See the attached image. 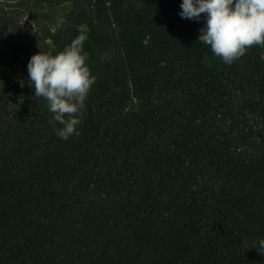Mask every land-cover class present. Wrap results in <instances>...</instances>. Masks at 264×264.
Instances as JSON below:
<instances>
[{"label": "trees", "instance_id": "trees-1", "mask_svg": "<svg viewBox=\"0 0 264 264\" xmlns=\"http://www.w3.org/2000/svg\"><path fill=\"white\" fill-rule=\"evenodd\" d=\"M181 3L28 0L71 9L39 43L0 4V264H264V48L225 64ZM81 34L65 141L27 64Z\"/></svg>", "mask_w": 264, "mask_h": 264}, {"label": "clouds", "instance_id": "clouds-1", "mask_svg": "<svg viewBox=\"0 0 264 264\" xmlns=\"http://www.w3.org/2000/svg\"><path fill=\"white\" fill-rule=\"evenodd\" d=\"M180 7L183 19L198 22L203 14L205 26L199 30L198 42L229 66L250 48H264V0H182ZM86 39L78 35L56 54L39 51L27 64L29 86L34 87L35 97L47 101L52 119L63 126L57 136L65 141L79 135L77 126L96 81L84 51ZM253 248L264 255V239Z\"/></svg>", "mask_w": 264, "mask_h": 264}, {"label": "rangeland", "instance_id": "rangeland-1", "mask_svg": "<svg viewBox=\"0 0 264 264\" xmlns=\"http://www.w3.org/2000/svg\"><path fill=\"white\" fill-rule=\"evenodd\" d=\"M28 3V0H0L1 6L8 9H19V22L23 27V31L33 41V43H39L45 30L50 27L52 32L59 28V25L63 22L66 15L71 11L69 7H62L58 10H49L46 7H35L31 5L34 13H29L22 9V5ZM54 18V21L52 20ZM57 21V22H55Z\"/></svg>", "mask_w": 264, "mask_h": 264}]
</instances>
